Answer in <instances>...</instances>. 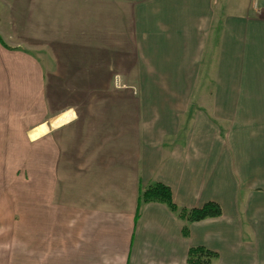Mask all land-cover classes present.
Instances as JSON below:
<instances>
[{"label":"crops","instance_id":"obj_1","mask_svg":"<svg viewBox=\"0 0 264 264\" xmlns=\"http://www.w3.org/2000/svg\"><path fill=\"white\" fill-rule=\"evenodd\" d=\"M0 37V264H264V0H0Z\"/></svg>","mask_w":264,"mask_h":264},{"label":"trees","instance_id":"obj_2","mask_svg":"<svg viewBox=\"0 0 264 264\" xmlns=\"http://www.w3.org/2000/svg\"><path fill=\"white\" fill-rule=\"evenodd\" d=\"M0 41H2L0 37ZM159 201L167 204V206L177 213V215L188 221L193 222L208 217H215L222 214L221 206L216 202H207L201 207L184 208L179 207L173 200L171 188L161 182H155L145 187L139 196L138 213L140 207L148 202ZM185 234L188 233L187 227L183 228ZM217 257V253L205 247H191L188 253V262L190 264H210L212 259Z\"/></svg>","mask_w":264,"mask_h":264},{"label":"rangeland","instance_id":"obj_3","mask_svg":"<svg viewBox=\"0 0 264 264\" xmlns=\"http://www.w3.org/2000/svg\"><path fill=\"white\" fill-rule=\"evenodd\" d=\"M14 145H19V143L11 142L9 143V148H14ZM2 147L3 145L0 146V149H2ZM0 164L2 167L0 168V199L20 197L21 177L23 175L21 173H17L16 170H21V167L17 166L16 159L12 157L8 159H0ZM10 170H12L13 172H11Z\"/></svg>","mask_w":264,"mask_h":264}]
</instances>
